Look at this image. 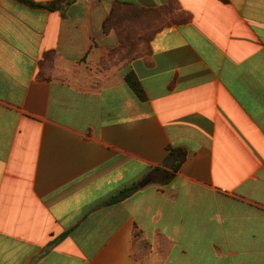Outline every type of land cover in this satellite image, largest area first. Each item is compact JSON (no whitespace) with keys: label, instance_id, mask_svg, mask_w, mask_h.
<instances>
[{"label":"crops","instance_id":"1","mask_svg":"<svg viewBox=\"0 0 264 264\" xmlns=\"http://www.w3.org/2000/svg\"><path fill=\"white\" fill-rule=\"evenodd\" d=\"M28 1L62 3L0 0V264H264V0ZM117 2L161 24L107 67Z\"/></svg>","mask_w":264,"mask_h":264},{"label":"trees","instance_id":"2","mask_svg":"<svg viewBox=\"0 0 264 264\" xmlns=\"http://www.w3.org/2000/svg\"><path fill=\"white\" fill-rule=\"evenodd\" d=\"M18 1L21 3L28 4L30 6L43 7L49 10H57L60 7V4L62 3V1H56V2L50 3L45 6H41V5L34 4L28 0H18ZM148 11L149 10L139 8L134 5L118 3V2L114 3L109 16L105 19L103 23L104 31L108 32L112 28L115 29L116 25L121 24L123 21H133V20L140 21V18H143L144 16H146L148 14ZM115 30L117 31L120 39L122 40V36L124 33H120L117 29ZM124 80L139 100L144 101L146 99L144 90L133 72L131 71L128 72L125 75ZM168 151H169V155L167 159H172L175 163L172 166L173 172H166V171L163 172L162 178H163L164 183H167L172 179V177L174 176V173L178 170L180 164L184 160V153L181 149H174V148L168 147ZM179 153L181 156L178 158L177 155ZM135 190H136V187L126 189L120 192L118 196L112 198L110 202L120 201L126 198L128 195H130Z\"/></svg>","mask_w":264,"mask_h":264},{"label":"rangeland","instance_id":"3","mask_svg":"<svg viewBox=\"0 0 264 264\" xmlns=\"http://www.w3.org/2000/svg\"><path fill=\"white\" fill-rule=\"evenodd\" d=\"M144 18L146 19H142L141 21H123L121 24L116 25V27L114 25L115 29L124 34L122 36L121 47L116 51L108 53L107 67L127 64L133 58L143 53L150 35L161 24L159 11H151ZM104 64L105 61L100 62L101 66Z\"/></svg>","mask_w":264,"mask_h":264}]
</instances>
